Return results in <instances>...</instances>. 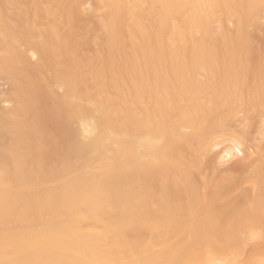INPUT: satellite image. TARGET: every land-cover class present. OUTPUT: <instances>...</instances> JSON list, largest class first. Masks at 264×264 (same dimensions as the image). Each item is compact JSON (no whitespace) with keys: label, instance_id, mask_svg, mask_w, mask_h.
Segmentation results:
<instances>
[{"label":"bare ground","instance_id":"obj_1","mask_svg":"<svg viewBox=\"0 0 264 264\" xmlns=\"http://www.w3.org/2000/svg\"><path fill=\"white\" fill-rule=\"evenodd\" d=\"M41 2L0 23V264H264V0Z\"/></svg>","mask_w":264,"mask_h":264},{"label":"rangeland","instance_id":"obj_2","mask_svg":"<svg viewBox=\"0 0 264 264\" xmlns=\"http://www.w3.org/2000/svg\"><path fill=\"white\" fill-rule=\"evenodd\" d=\"M2 1H4V0H2ZM44 1L46 2V0H43V3H44ZM37 3L41 5V6L39 5L40 8H37V9H42L44 7V6L42 7L43 4H41L42 3L41 0L40 1L39 0H7L6 3L5 2H3V3L0 2V9H1L0 12L2 13V17L0 16L1 17L0 18V23L2 24L4 21H6V22H14L15 24H18V26H19V25H21L23 23V19H25V21H28V22L32 21L34 19V15L36 14V13H34V9H35V6H36ZM50 4H48V5H50ZM52 4H55V3H52ZM52 4H51V7L53 9V8H55L56 5H52ZM57 5H60V4L57 3ZM61 7H63V5L60 6V8ZM44 8H47V7L45 6ZM43 9H42V11H43ZM49 9H51L50 6H49ZM35 11L38 12L39 14L42 13V12H40V10H36L35 9ZM33 13H34V15H33ZM38 13L36 15H39ZM52 16H55V14L52 15ZM49 18L47 20H50L51 19V18L50 19ZM55 18H56V16L54 17V19ZM2 20H4V21L2 22ZM55 20L59 24V27H60L59 29L62 32L64 30L63 29V26L65 24V21L62 19V17L59 18L58 16H57V18ZM14 23H11V24H14ZM3 24L7 27L8 30H12V32H14L15 29H18L20 27V26L19 27H16L17 26L16 25L12 29L11 28L12 26L10 24H8V25L11 26L10 27L11 29H9V27L7 26V24L5 22ZM5 26H4V28H5ZM0 28H1V25H0ZM259 28H260L259 30L261 31V33L264 34V18H262V23H261V25H260ZM2 30H4V29L2 28ZM19 30H21V29L19 28ZM19 30H17L16 32H19L20 33ZM1 32H3V31H1ZM6 32H4V33L6 34ZM0 42H1V39H0ZM4 45H5V43L2 42L1 46L3 47ZM24 46L25 45H23L21 47H24ZM26 47H27V45H26ZM9 91H10V85H9V83L3 78V76H0V99L1 98H4V97L6 98L8 96ZM2 103L3 102H2V99H1L0 100V104H2ZM246 145L248 147H250V150L252 149L249 141L246 143ZM226 147H227L226 145H219V146H217L215 148V150H217V151L220 150V152L222 154V158H219L218 160H219L220 167H222L224 169L225 168L227 169V168L231 167V165H233V162L237 161L238 158H239V156L241 158V155L243 153V152L242 153L240 152L238 154L237 153L235 154L236 149L234 147H232V149L230 150V152H231L230 154H227V153L224 154L223 153V149L225 151V148ZM242 148H243V146H240L239 147V149H242Z\"/></svg>","mask_w":264,"mask_h":264}]
</instances>
